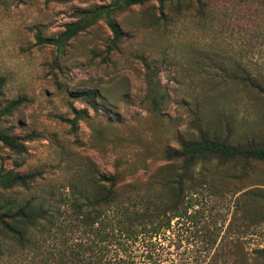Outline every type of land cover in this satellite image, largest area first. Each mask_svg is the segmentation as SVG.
Returning <instances> with one entry per match:
<instances>
[{
    "label": "rangeland",
    "instance_id": "obj_1",
    "mask_svg": "<svg viewBox=\"0 0 264 264\" xmlns=\"http://www.w3.org/2000/svg\"><path fill=\"white\" fill-rule=\"evenodd\" d=\"M110 3L0 0V130L24 149L0 143V171L40 173L27 188L0 186V204L54 209L113 174L168 199L155 175L181 165L167 162L166 150L200 132L264 148V95L240 79L264 88V0L152 1L113 10L118 42L101 18L60 48L53 43ZM191 174L195 186L178 217L139 239L134 261L264 264V163L212 160ZM0 264L47 261L0 236Z\"/></svg>",
    "mask_w": 264,
    "mask_h": 264
},
{
    "label": "trees",
    "instance_id": "obj_2",
    "mask_svg": "<svg viewBox=\"0 0 264 264\" xmlns=\"http://www.w3.org/2000/svg\"><path fill=\"white\" fill-rule=\"evenodd\" d=\"M109 1L113 9L98 7L84 13L80 20L66 25L64 32L53 43L60 48L101 18L106 19L113 42H118L123 35L110 17L113 10L119 12L152 1L164 5L166 0ZM240 79L258 95H264V88L251 78L245 76ZM1 85L0 79V88ZM87 96L94 101L95 95ZM10 104L7 112L17 108L21 99ZM70 122L74 124V121ZM21 140L0 130V143L17 153L24 150ZM164 158L167 162L181 165L180 172L171 174L162 168L155 175L160 187L170 192V199L152 192L141 193L135 183L124 186L125 180L120 174L101 175L93 192H87L81 199L75 197L54 209L39 208L30 201L21 206L0 204V236L22 248L42 251L47 264H137L132 253L134 246L139 239L167 229L171 218L178 217L187 192L195 186L191 174L195 165L212 160L264 163V148L231 146L200 132L196 139L182 143L179 149L166 150ZM39 176L37 172L22 175L2 170L0 186L4 189L27 188ZM39 238L42 244L37 241Z\"/></svg>",
    "mask_w": 264,
    "mask_h": 264
}]
</instances>
